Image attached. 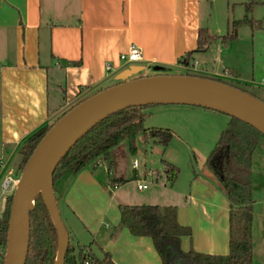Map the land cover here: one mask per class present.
I'll use <instances>...</instances> for the list:
<instances>
[{"label": "crops", "instance_id": "0c3cea01", "mask_svg": "<svg viewBox=\"0 0 264 264\" xmlns=\"http://www.w3.org/2000/svg\"><path fill=\"white\" fill-rule=\"evenodd\" d=\"M211 3V0H0V218L7 198L1 190L2 182L6 178L14 180L15 172L21 171L19 150L24 139L38 128L52 125L79 101L137 75L168 74L170 68L192 67L208 75H220L214 65L223 61L222 56L214 53L212 58L205 57L214 47L222 50L217 44L220 40L214 39L201 49L197 45L200 28L211 36H222L209 29ZM131 44L140 48L141 59L124 63L119 56ZM107 63L110 70L106 69ZM163 69L166 72L158 73ZM224 74L257 92L259 95L255 96L264 101V91L253 85V73L243 77L236 69L226 67ZM124 141L127 140L110 151L113 162L110 173L117 187L110 184L104 159L76 174L64 169L54 183L57 205L62 204L69 213V238L71 232L76 238H91L87 245L77 242L78 250L89 246L99 258L103 250L113 264H161L149 237L133 235L120 226L118 206L171 205L177 208L178 223L191 229L190 236L181 237L184 251L227 254L230 202L215 176L202 167L193 168L187 183L178 174L171 185L164 165L161 172L148 170L140 174V162L136 159L139 147L132 155ZM145 144L161 145L157 140ZM124 158H132L131 179L147 183V176L151 178L148 192L137 188L140 197L132 198L128 192H122L131 180L121 174L118 165ZM158 189L166 191L163 197L158 196ZM170 196L176 202L156 201ZM252 207L253 264H264V205L256 213L253 191Z\"/></svg>", "mask_w": 264, "mask_h": 264}, {"label": "trees", "instance_id": "16d2710c", "mask_svg": "<svg viewBox=\"0 0 264 264\" xmlns=\"http://www.w3.org/2000/svg\"><path fill=\"white\" fill-rule=\"evenodd\" d=\"M255 4L254 0L243 3L245 12L243 18L233 20L225 35L211 36L205 28H200L197 40L198 49L205 47L214 39H219L227 45L237 37L238 28L242 25H249L252 28L260 26V21L250 17ZM180 61L184 63V60ZM148 106L151 105L129 107L98 122L60 160L53 172V187L64 169L76 174L98 159H104L107 162L109 181L114 186L117 181L110 174L113 166L110 151L125 139L128 141L132 155L137 153L135 145L137 135H140L143 142L154 139L165 147L173 138L174 133L168 128H144L143 122L148 115L144 110ZM229 118L227 126L221 131L205 160V165L218 180L230 202L229 252L227 254H206L192 249L184 251L181 248V237L190 236L191 229L178 223L175 206H118L120 226L126 227L133 235L149 237L161 264H253L252 154L264 134L238 118L233 116ZM50 126L44 125L24 139L19 150L22 155L21 171ZM161 163L172 185L180 169L164 158H161ZM11 203L12 195L6 198L5 209L0 218V243L3 246L6 244ZM84 249L94 255L92 264H113L109 254L103 250L99 258L89 246H81L76 252L70 244L64 264H76ZM56 250L55 227L42 196L38 194L34 201V208L29 213V244L25 264H55Z\"/></svg>", "mask_w": 264, "mask_h": 264}, {"label": "water", "instance_id": "95a60500", "mask_svg": "<svg viewBox=\"0 0 264 264\" xmlns=\"http://www.w3.org/2000/svg\"><path fill=\"white\" fill-rule=\"evenodd\" d=\"M187 104L233 116L264 134V101L227 83L191 75L157 74L118 82L75 104L43 135L28 158L12 195L3 264H25L29 213L38 194L57 236L55 264H64L69 233L60 217L53 172L69 149L104 118L129 107Z\"/></svg>", "mask_w": 264, "mask_h": 264}, {"label": "rangeland", "instance_id": "374dc122", "mask_svg": "<svg viewBox=\"0 0 264 264\" xmlns=\"http://www.w3.org/2000/svg\"><path fill=\"white\" fill-rule=\"evenodd\" d=\"M211 1L209 29L213 34L225 35L233 20L243 18L245 13L243 3L250 2L251 0ZM254 1L256 4L250 17L260 21L261 25L255 26L254 28L249 25H242L238 28L237 37L228 42V44H231L228 48V44L226 45L219 41L217 44L218 46H222V50L220 47H214L213 51L208 52L205 56L207 57L206 59L212 58L215 55L214 53L222 56L223 61L217 62L214 65L215 71L220 75H208L192 67L170 68L167 73L189 74L202 76L204 78L208 77L229 85H234L241 90L245 89L243 91L253 96L259 95L250 88H246L243 83H238L231 79L229 75L224 74L226 67H229L236 69L243 77L247 75L250 77L251 73H253L255 80L253 85L264 91V80H262L264 78V0ZM198 60L201 65V59L198 58ZM153 71L154 70H149V73ZM159 71L158 73L166 72L164 69ZM133 78H138V75ZM260 81L261 83H259ZM145 112L148 115L143 122L144 128H168L174 133V136L165 147L158 144L146 146V142L141 140L140 135L136 136L135 145L138 146L140 150L138 156H136V159L140 162V166L138 167L140 174L148 170L161 172L163 167L161 158L170 161L180 169L179 176H181V179L185 183L188 182L193 168L197 170L202 167L203 171L212 174L205 165V160L215 142L218 140L221 131L227 126L230 119L229 116L213 110L183 104H154L148 106ZM261 139L262 140L259 141L252 154L251 182L256 213L259 212L264 205L262 204L264 195V136H262ZM124 143L125 147H128L127 141H124ZM131 162L132 158L129 160L124 158L118 162L121 168L120 171H122L121 174L124 177H128V179H131L132 176ZM144 164L145 166H143ZM103 169L105 168L101 167V170ZM20 175L21 171L15 172L13 179H19ZM150 179V176H147L146 181L149 185L152 182ZM14 180L9 181L6 187L3 186L5 180L2 182L1 190L5 197L13 195L16 187ZM132 180L133 182H131ZM128 182L129 183L125 185L126 187L122 189V192H128L132 198L140 197L141 195L137 194V180L131 179ZM148 191L149 190L145 189L143 192L145 193ZM157 192L159 197H163V194L166 193L163 189H158ZM156 201L160 204L176 202L173 196L165 200L158 199ZM58 209L62 222L67 231L70 232L69 213L62 204H58ZM90 241V237L76 238L72 232L69 238V244L77 249L76 252L78 251L77 242L87 245Z\"/></svg>", "mask_w": 264, "mask_h": 264}, {"label": "built area", "instance_id": "2783aa9c", "mask_svg": "<svg viewBox=\"0 0 264 264\" xmlns=\"http://www.w3.org/2000/svg\"><path fill=\"white\" fill-rule=\"evenodd\" d=\"M141 50L140 48L135 45L131 44L126 52H123L120 54L119 58L122 62L124 63H134L137 62L141 59ZM196 64V62H195ZM106 69L110 70L111 66L109 63L106 64ZM227 73V72H225ZM133 165H137V161L133 162ZM111 174V173H110ZM12 179L6 178L5 181L3 182V186L6 187L7 183L11 181ZM14 182V181H13ZM113 188L117 187V184L112 186ZM148 187L147 183L141 182L137 184L138 189H146ZM5 252H6V246H3L0 243V264L4 263V258H5ZM94 261V255L91 254L87 249L82 250L80 258L77 260L76 264H92Z\"/></svg>", "mask_w": 264, "mask_h": 264}, {"label": "bare ground", "instance_id": "6f19581e", "mask_svg": "<svg viewBox=\"0 0 264 264\" xmlns=\"http://www.w3.org/2000/svg\"><path fill=\"white\" fill-rule=\"evenodd\" d=\"M18 181H19V180H18ZM18 181H15V185H16L15 189L17 188V183H18Z\"/></svg>", "mask_w": 264, "mask_h": 264}]
</instances>
